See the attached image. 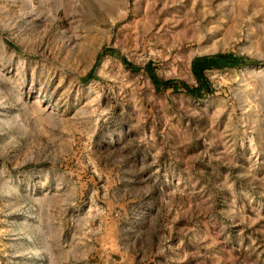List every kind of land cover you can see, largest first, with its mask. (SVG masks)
I'll use <instances>...</instances> for the list:
<instances>
[{
  "label": "rangeland",
  "instance_id": "1",
  "mask_svg": "<svg viewBox=\"0 0 264 264\" xmlns=\"http://www.w3.org/2000/svg\"><path fill=\"white\" fill-rule=\"evenodd\" d=\"M0 264H264V0H0Z\"/></svg>",
  "mask_w": 264,
  "mask_h": 264
},
{
  "label": "trees",
  "instance_id": "2",
  "mask_svg": "<svg viewBox=\"0 0 264 264\" xmlns=\"http://www.w3.org/2000/svg\"><path fill=\"white\" fill-rule=\"evenodd\" d=\"M242 60V57L231 53V52H219L213 55H205L197 57L193 63V70L197 77L198 84L197 86L191 85L188 83H182L183 88L189 92L194 97L202 99L206 94L212 93L213 88L204 76V72L208 68L213 67H225V66H235L238 65ZM149 72L153 82L157 87L163 85L166 88H173V90L178 89L177 84L174 80H161L150 68L149 65L146 67Z\"/></svg>",
  "mask_w": 264,
  "mask_h": 264
},
{
  "label": "crops",
  "instance_id": "3",
  "mask_svg": "<svg viewBox=\"0 0 264 264\" xmlns=\"http://www.w3.org/2000/svg\"><path fill=\"white\" fill-rule=\"evenodd\" d=\"M158 249H159V250L161 249V246H160V245L158 246Z\"/></svg>",
  "mask_w": 264,
  "mask_h": 264
}]
</instances>
